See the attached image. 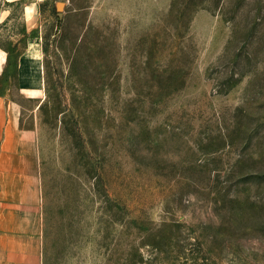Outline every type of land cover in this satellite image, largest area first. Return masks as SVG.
Returning a JSON list of instances; mask_svg holds the SVG:
<instances>
[{"label": "rangeland", "instance_id": "1", "mask_svg": "<svg viewBox=\"0 0 264 264\" xmlns=\"http://www.w3.org/2000/svg\"><path fill=\"white\" fill-rule=\"evenodd\" d=\"M2 13L0 93L40 158L42 264H264V0ZM31 36L34 99L15 68Z\"/></svg>", "mask_w": 264, "mask_h": 264}, {"label": "crops", "instance_id": "2", "mask_svg": "<svg viewBox=\"0 0 264 264\" xmlns=\"http://www.w3.org/2000/svg\"><path fill=\"white\" fill-rule=\"evenodd\" d=\"M29 38L16 57V87L34 99L43 93L44 80L40 49ZM6 65L0 51V73ZM20 115V106L0 93V264H42L40 158L34 133L21 126Z\"/></svg>", "mask_w": 264, "mask_h": 264}, {"label": "bare ground", "instance_id": "3", "mask_svg": "<svg viewBox=\"0 0 264 264\" xmlns=\"http://www.w3.org/2000/svg\"><path fill=\"white\" fill-rule=\"evenodd\" d=\"M29 50H30V54L33 55V53L35 51V43L34 42L30 43Z\"/></svg>", "mask_w": 264, "mask_h": 264}, {"label": "clouds", "instance_id": "4", "mask_svg": "<svg viewBox=\"0 0 264 264\" xmlns=\"http://www.w3.org/2000/svg\"><path fill=\"white\" fill-rule=\"evenodd\" d=\"M34 7V6H33ZM32 9L30 8L29 11H31ZM4 15H7V13H2L0 14V18H2Z\"/></svg>", "mask_w": 264, "mask_h": 264}]
</instances>
